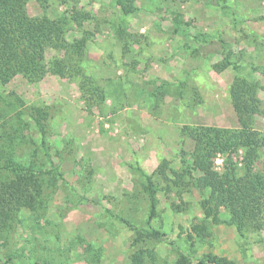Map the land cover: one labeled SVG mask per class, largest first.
Instances as JSON below:
<instances>
[{
    "label": "rangeland",
    "instance_id": "374dc122",
    "mask_svg": "<svg viewBox=\"0 0 264 264\" xmlns=\"http://www.w3.org/2000/svg\"><path fill=\"white\" fill-rule=\"evenodd\" d=\"M119 1L130 2L25 0L50 38L47 73L0 82V134L15 135L16 96L49 107L51 155L25 114L19 155L43 170L46 190L0 236V264H181L183 255L198 264L209 253L264 264V230L242 237L234 225L212 223L191 178L174 173L192 162L186 126L239 127L237 78L257 84L253 126L264 134V0H132L129 14ZM226 56L232 65L220 71ZM216 162L222 171L223 158ZM221 216L230 218L224 209ZM197 223L210 234L197 235Z\"/></svg>",
    "mask_w": 264,
    "mask_h": 264
},
{
    "label": "trees",
    "instance_id": "16d2710c",
    "mask_svg": "<svg viewBox=\"0 0 264 264\" xmlns=\"http://www.w3.org/2000/svg\"><path fill=\"white\" fill-rule=\"evenodd\" d=\"M131 1H119L125 14L132 12ZM48 40L43 21L29 14L25 0H0V82L7 85L19 75L30 82L41 80L47 73ZM231 65L226 56L216 68L222 71ZM256 91L257 84L245 78H237L233 83L232 99L239 127L186 126L184 134L195 142L192 162L183 159L186 173L174 172L178 180H183L185 175L191 178V185L200 191L201 206L212 223L234 225L242 237L250 230H264V169L258 167L264 149V134L253 126V117L259 112ZM11 104L21 106L22 111L18 112L14 122L15 135L8 128L6 133L0 134V236L15 231L22 212L35 209L45 195L43 170L36 162L29 164L19 155L21 144L26 142L23 132L29 126L25 114L33 118L43 135L44 148L40 149L46 156L51 155V147L46 142L51 118L49 107L25 106L18 96ZM218 157L223 158L222 171L217 168ZM159 174L168 180L165 168H161ZM178 180L174 182L178 183ZM151 192L152 218L156 214L158 198L154 189ZM223 209L230 214L229 219L222 218ZM192 230L199 236L210 234L203 223L194 224ZM151 233L164 234L159 230ZM182 258L181 264H192L188 256ZM198 264L237 263L209 253L198 259Z\"/></svg>",
    "mask_w": 264,
    "mask_h": 264
}]
</instances>
